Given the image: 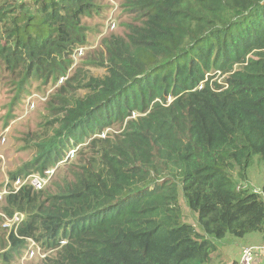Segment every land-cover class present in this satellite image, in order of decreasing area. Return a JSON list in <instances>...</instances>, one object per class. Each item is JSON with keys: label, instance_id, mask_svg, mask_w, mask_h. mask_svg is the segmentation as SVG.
I'll use <instances>...</instances> for the list:
<instances>
[{"label": "trees", "instance_id": "trees-1", "mask_svg": "<svg viewBox=\"0 0 264 264\" xmlns=\"http://www.w3.org/2000/svg\"><path fill=\"white\" fill-rule=\"evenodd\" d=\"M96 1L0 0V65L23 81L58 76ZM129 5L139 21L107 40L106 73L62 101L53 134L10 173L44 176L90 140L56 193L24 184L4 196L7 215L24 216L4 258L30 237L54 251L43 264H224L227 237L264 241V175L248 181L255 159L264 173V0ZM114 123L123 130L105 132Z\"/></svg>", "mask_w": 264, "mask_h": 264}, {"label": "rangeland", "instance_id": "rangeland-1", "mask_svg": "<svg viewBox=\"0 0 264 264\" xmlns=\"http://www.w3.org/2000/svg\"><path fill=\"white\" fill-rule=\"evenodd\" d=\"M98 12L91 13L82 20L84 42L76 45L68 56V69L58 76L47 78H31L23 81L17 75L8 72L0 65V193L8 191L10 173L16 171L22 165L33 160L37 152V142L51 136L58 124L56 118L61 116L59 110L63 100L82 97L86 90L80 84L85 83L91 76L101 77L106 73V68L100 65L106 55V44L113 34L125 35L128 31V24L139 21V13L131 8L129 0H98ZM114 21L110 26L108 21ZM74 75L68 84L66 81ZM224 74L217 72L215 78L222 80ZM63 77V81H60ZM68 78V79H67ZM32 104L34 107H32ZM137 116L138 112H133ZM123 130V125L114 123L105 129V132L116 133ZM89 139L81 143L79 149L71 153L65 150L62 159L52 163L49 170L52 171L44 186L41 189L50 190L56 193L61 186L72 180L73 172L79 170V166L85 163L89 153L85 150ZM47 171H45L46 174ZM36 173V172H35ZM29 173L25 176H31ZM263 169L255 159L253 165L248 169V181L251 188L257 189L262 184ZM23 176V177H25ZM14 183V182H13ZM240 185H242L240 183ZM182 212L184 219L196 224L195 215L188 210L182 198ZM184 204V205H183ZM6 202L0 200V264H43V259L54 253L45 250L40 243L34 245L35 256L24 257L25 248L18 253L13 252L12 258L3 257V253L9 250L8 235L14 223L18 220L8 221L7 213L4 211ZM20 214V213H19ZM22 215V214H20ZM24 217V216H23ZM251 237V238H250ZM232 240V241H230ZM230 241V242H228ZM253 241L252 244H247ZM219 244V251L223 263L232 264V261L240 259L244 246L259 247L257 245L256 233L252 232L244 238L227 237ZM256 243V245H255ZM258 264L263 263L264 250L257 256ZM218 260L213 264H218Z\"/></svg>", "mask_w": 264, "mask_h": 264}, {"label": "built area", "instance_id": "built-area-1", "mask_svg": "<svg viewBox=\"0 0 264 264\" xmlns=\"http://www.w3.org/2000/svg\"><path fill=\"white\" fill-rule=\"evenodd\" d=\"M114 21L110 20L108 21V25L110 26L111 24H113ZM201 86V84H200ZM34 106V105H32ZM49 174L47 175V177H41L38 173L32 174L31 176H26L24 178H17L13 185H12V189L8 190V191H12L15 192L17 191L22 185L28 183L30 185H32L35 189H40L44 186L45 182L47 181L48 177L51 175L52 171H48ZM7 193L6 190H4L2 193H0V200L3 198L4 194ZM18 220L17 223H14L13 225H16L20 222V220L22 219V215H20L18 212H15L10 218H8V221L11 220ZM29 244L25 250V256L29 255L32 256L35 254V250H34V245H36L35 241H33L32 239H28ZM64 242V241H62ZM261 250H264V245H261L259 247H250V246H245L242 249V253L240 256V259L238 260V264H254L255 260H257V256L260 254Z\"/></svg>", "mask_w": 264, "mask_h": 264}, {"label": "clouds", "instance_id": "clouds-1", "mask_svg": "<svg viewBox=\"0 0 264 264\" xmlns=\"http://www.w3.org/2000/svg\"><path fill=\"white\" fill-rule=\"evenodd\" d=\"M60 81H63V77H61V79H60ZM33 105V104H32ZM32 107H34V106H32ZM75 150V149H74ZM74 150H71V153L74 151ZM50 169V168H49ZM49 169H47L46 171V174L44 175V176H42V175H40L39 173V175L41 176V177H47V175L49 174V172L48 171H50ZM53 173V172H52ZM26 177V176H25ZM19 178H24L23 176H21V177H19ZM15 181V180H14ZM14 181H12L11 183H10V188H9V190L10 189H12L13 190V188H12V185H13V182ZM26 184H28V183H26ZM23 186V185H22ZM32 186V185H31ZM33 187V186H32ZM34 188V187H33ZM35 189V188H34ZM41 189V188H40ZM7 193H16V191L15 192H12V191H7ZM7 193H5L4 194V196L7 194ZM4 196H3V199H4ZM21 214V213H20ZM6 218H10L9 216H6L5 214H3ZM22 219H23V214H22ZM21 219V220H22ZM20 220V221H21ZM17 226V224L16 225H13V227H12V229L11 230H13L15 227ZM10 230V231H11ZM28 239H31L30 237H27V238H25V241H26V248H27V246H28V244H29V241H28ZM33 241H35L34 239H32ZM62 241H64L65 242V240H61V243L63 244L64 242H62ZM35 243H36V245H37V241H35ZM26 248H25V250H26ZM24 253H25V251H24ZM33 256H35V254L34 255H32V256H29V255H26V257H33ZM24 257H25V255H24Z\"/></svg>", "mask_w": 264, "mask_h": 264}, {"label": "crops", "instance_id": "crops-1", "mask_svg": "<svg viewBox=\"0 0 264 264\" xmlns=\"http://www.w3.org/2000/svg\"><path fill=\"white\" fill-rule=\"evenodd\" d=\"M263 175H264V173H262V179H263ZM260 186H258L257 188H259ZM251 238V237H250ZM256 238H257V245H259V244H264V241L261 239V237L259 236V234H256ZM247 244H252L253 245V241L251 242V241H249V243H246L245 245H247ZM245 245L244 244H242V245H240V247L238 248V251L240 250V248L242 247V246H244L245 247ZM255 245H256V243H255ZM243 248V247H242ZM241 248V249H242ZM258 261H259V259H257L256 260V264H258ZM233 262V261H232ZM224 264H228V263H224ZM262 264H264V259H263V263Z\"/></svg>", "mask_w": 264, "mask_h": 264}]
</instances>
